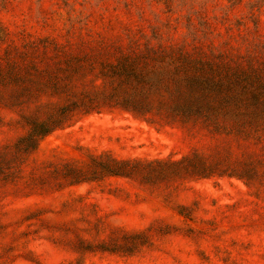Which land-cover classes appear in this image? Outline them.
Instances as JSON below:
<instances>
[{
  "label": "rangeland",
  "instance_id": "1",
  "mask_svg": "<svg viewBox=\"0 0 264 264\" xmlns=\"http://www.w3.org/2000/svg\"><path fill=\"white\" fill-rule=\"evenodd\" d=\"M0 264H264V0H0Z\"/></svg>",
  "mask_w": 264,
  "mask_h": 264
}]
</instances>
